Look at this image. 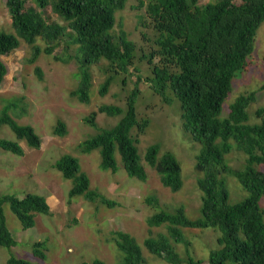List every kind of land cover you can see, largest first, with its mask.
<instances>
[{
    "label": "trees",
    "instance_id": "trees-1",
    "mask_svg": "<svg viewBox=\"0 0 264 264\" xmlns=\"http://www.w3.org/2000/svg\"><path fill=\"white\" fill-rule=\"evenodd\" d=\"M6 0L16 34L0 30V84L8 70L2 60L16 50L21 39L33 47L30 62H35L44 51L52 54L63 46L64 54L55 57L64 62L74 60L78 67L79 84L72 91L81 102L91 99L93 65L107 61L106 79L100 86V94L108 92L116 75L139 71L136 66L137 43L128 32L115 29L117 12L126 7L127 0ZM141 0L138 8L145 5ZM148 27L155 32L151 50L143 51L151 73L137 74L136 86L128 94L126 108L121 105L103 104L99 112L120 116L119 121L83 141L80 150L89 153L99 149L101 167L116 172L119 168L116 152L129 176L146 180L148 174L138 149V139L133 135L137 127L144 132L149 118L139 119L136 103L141 88L139 82L150 88L166 102L169 92L180 101L183 130L201 144L196 156V169L202 173L198 186L202 190L201 216L191 219L183 207L175 210L161 209L152 214L149 226H167V233L145 239V247L154 255L171 264H204L206 260L195 258L190 252L192 241L187 239L183 228H215L220 231L218 247L210 251L207 264H264V210L260 200L264 195V106L257 110L259 122L250 123L248 108L257 100V92L239 95L229 105V113L223 116L224 102L229 97L233 78L241 72L248 57L254 51L259 27L264 22V0H148ZM50 7L60 20L45 15ZM144 23L145 17H140ZM144 18V19H143ZM63 21V23H62ZM145 24V23H144ZM146 25V24H145ZM38 38L47 42L43 49ZM134 67V68H133ZM39 77L43 73L36 68ZM126 77L122 81L126 82ZM264 91V83L261 86ZM4 107L0 124H8L18 140L40 148L41 136L32 125L18 124ZM97 112L86 117V122L98 127ZM55 133L66 134V125L59 121ZM18 140L0 139V147L18 155L24 148ZM238 149L247 155L246 165L234 169L227 162V154ZM161 145L148 146L147 163L154 167L162 183L173 191L183 186L182 167L171 151L160 155ZM65 178L73 180L71 197L84 195L88 200L100 199L112 205L104 195L91 188L88 174L82 171L78 157L64 154L55 163ZM225 174L238 178L250 194L241 201L231 203ZM151 204L158 205L155 197ZM9 203L24 229L35 226L36 214H51L44 195L28 193L23 197L2 193L0 190V246L8 248L17 244L5 211ZM115 244L124 254L116 264H146L141 245L127 231H114ZM184 244L187 257L177 251V244ZM45 242L34 243L35 254L45 258ZM7 264H40L11 255ZM81 264H106L102 259L84 261Z\"/></svg>",
    "mask_w": 264,
    "mask_h": 264
},
{
    "label": "rangeland",
    "instance_id": "rangeland-1",
    "mask_svg": "<svg viewBox=\"0 0 264 264\" xmlns=\"http://www.w3.org/2000/svg\"><path fill=\"white\" fill-rule=\"evenodd\" d=\"M141 0H127L126 7L117 12V31L122 27L129 38L137 43L136 66L139 71L116 75L108 92L101 95V84L107 77L106 60L93 65L90 102H81L72 91L78 87L77 63L72 60L64 62L55 56L64 54L63 46L57 47L52 54L42 52L35 62H30L33 47L21 39L20 46L2 60L7 66V74L0 84V115L4 107L8 114L21 125H32L41 136L40 148L28 145L25 140H18L8 124H0V139L18 140L24 148V154L18 155L0 147V190L2 193L16 194L23 197L28 193L46 196L51 214L37 213L36 224L24 229L19 218L13 213L9 203L5 204L8 226L17 240V244L8 248L0 246V264H7L11 255L40 264H81L84 261L102 259L106 264H116L123 259V253L115 244L114 231L122 230L132 234L141 245L146 264H171L152 254L144 245L149 236L167 233V226H149L147 219L155 212L175 210L183 207L191 219L201 216L203 192L198 186V177L202 175L196 169V156L201 144L194 141L182 128L180 101L169 92L170 102L156 94L149 84L141 81V93L136 103L138 118H149L150 123L144 132L133 129L138 139L137 145L142 163L147 171L146 180L129 176L125 170L119 152H116L118 170L112 172L101 167L99 149L84 153L80 144L100 131L115 125L120 116H110L99 112L103 104L121 105L126 108L128 94L137 85V74L146 76L151 73L147 59L141 57L143 51L152 48L155 32L148 27L146 4L137 7ZM216 0H201V3ZM27 5H35L27 0ZM45 15L60 20L48 7ZM141 16L145 17L141 23ZM6 0H0V30L16 34L12 26ZM63 23V21H62ZM37 43L44 49L47 42L38 38ZM39 67L42 79L37 72ZM134 68V67H133ZM126 77V82H123ZM264 22L259 27L254 51L250 54L241 72L233 78V87L224 102L223 116L228 115L229 105L241 94L257 92V100L248 108L250 123L259 122V107L264 106ZM96 114L98 127L86 122V117ZM59 121L66 125V134L55 133ZM161 145L162 155L165 151L173 152L182 167L183 186L173 191L160 180L156 169L145 160L149 145ZM64 154L78 157L82 171L91 181V188L104 195L112 205L100 199L88 200L84 195L71 197L69 194L73 180L65 178L55 167L57 160ZM228 164L234 169L246 165L247 155L234 149L226 156ZM264 168V167H262ZM230 202L235 203L246 198L250 192L245 189L238 178L232 174L224 175ZM150 197L158 200V205L149 202ZM264 210V195L260 200ZM190 241L191 254L197 259L206 260L209 253L218 247L217 238L220 231L215 228H183ZM45 242L43 249L46 257L35 254L34 243ZM177 251L187 257L186 246L177 244Z\"/></svg>",
    "mask_w": 264,
    "mask_h": 264
}]
</instances>
